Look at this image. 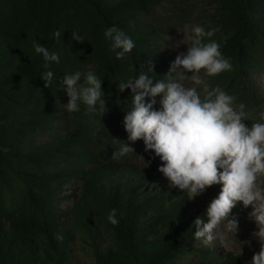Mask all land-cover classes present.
Wrapping results in <instances>:
<instances>
[{
	"label": "trees",
	"instance_id": "16d2710c",
	"mask_svg": "<svg viewBox=\"0 0 264 264\" xmlns=\"http://www.w3.org/2000/svg\"><path fill=\"white\" fill-rule=\"evenodd\" d=\"M208 1L205 30L219 28L211 39L233 65L210 77L209 87L233 95L237 107L247 101V126L264 122L257 80L264 74V0ZM182 2L0 0V264H241L232 252L194 239L204 211L169 187L142 140L129 142L133 153L112 159L119 148L112 138L127 142L123 119L132 98L119 83L147 71L149 62L154 82L166 78L178 55L168 49L178 38L170 24L193 19ZM113 26L135 43L119 60L104 38ZM34 42L60 63L46 69ZM46 70L54 72L50 88L40 78ZM88 70L102 79L105 106L68 113L64 76ZM73 180L75 190L64 193ZM113 209L117 225L107 219Z\"/></svg>",
	"mask_w": 264,
	"mask_h": 264
},
{
	"label": "clouds",
	"instance_id": "9594fccd",
	"mask_svg": "<svg viewBox=\"0 0 264 264\" xmlns=\"http://www.w3.org/2000/svg\"><path fill=\"white\" fill-rule=\"evenodd\" d=\"M185 31L191 38V46L186 53L176 56L165 79L154 82L149 75L153 71L149 62L147 71L142 70L138 77L119 83V90L130 89L132 98L130 110L125 112L123 119L127 142L112 138L113 143L119 145L112 152V159L119 160L133 153L129 142L134 144L142 140L145 152L151 151L159 157L158 171L169 187L186 192L189 200L219 185L218 195L204 213L206 219L197 217L194 221V239L205 246L234 237L239 222L233 209L238 203L245 209L251 207L248 219L257 229L252 236L260 245L251 264H264V123L247 126L245 105L237 107L233 95L220 87L210 89L204 79L233 68L220 50L221 44L211 39L219 28L205 30L196 25L186 26ZM55 37L61 38L60 31L55 32ZM73 38L81 42L84 39L76 32ZM104 38L118 60L135 47L134 41L114 26L104 31ZM33 46L42 56L46 69L60 63L57 53L38 42ZM186 73H191L193 85L201 86L203 97L197 87H186L182 83L189 79ZM40 78L46 88L55 83L52 70L44 71ZM62 87L68 97L64 105L68 113L79 112L81 105L89 112L105 106L102 79L94 71L66 74ZM158 96L159 109L155 107ZM107 219L112 225L119 223L115 209ZM241 252L242 249L239 255Z\"/></svg>",
	"mask_w": 264,
	"mask_h": 264
},
{
	"label": "rangeland",
	"instance_id": "374dc122",
	"mask_svg": "<svg viewBox=\"0 0 264 264\" xmlns=\"http://www.w3.org/2000/svg\"><path fill=\"white\" fill-rule=\"evenodd\" d=\"M182 3H186L185 5H189V9L193 11V19L188 20L184 22L182 25L177 26V24L171 23V27L174 29L172 32H174L176 35H178V38L175 41H172L169 44V52L170 53H186L189 48V42H190V36L185 31L186 26H202L206 27V25L210 22L212 19V16L209 13H212L211 3L208 0H183ZM188 8V7H187ZM163 9V8H161ZM162 15L164 16L166 13L165 11H160ZM201 75L203 76V70H201ZM186 76L189 78L185 81H182V83L185 84L186 87H197L198 92L202 93L201 86L193 85L190 81L191 73H186ZM204 79L210 80V77H204ZM257 80L264 85V74L257 77ZM245 108L249 109V105L247 101L245 102ZM259 122V120L257 121ZM256 122V123H257ZM260 123H264L263 120H260ZM251 127V124L249 125ZM159 158V157H158ZM159 163L161 164V161L159 160ZM163 181V180H159ZM78 183L77 181L73 180L70 184H68L67 188L65 189L64 193H71L75 188L77 187ZM219 185H214L206 189L205 192L202 194L196 196L194 198L197 208H200L206 212V208L210 201L215 198L219 193ZM73 199L65 200L62 205L64 207H68L73 203ZM251 211V207L245 209L243 206H236V208L233 209L234 216L238 219L239 225H238V231L235 234L234 237L229 236L223 240V242L220 241H214L213 244H215L222 252H232L236 256L239 257L241 264H251L252 256L254 253L259 252L260 245L258 241L252 236V233L256 231V225L254 222L250 221L248 219V214ZM198 244L203 245L202 242H199ZM242 249L241 254L240 250Z\"/></svg>",
	"mask_w": 264,
	"mask_h": 264
}]
</instances>
